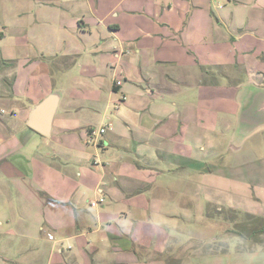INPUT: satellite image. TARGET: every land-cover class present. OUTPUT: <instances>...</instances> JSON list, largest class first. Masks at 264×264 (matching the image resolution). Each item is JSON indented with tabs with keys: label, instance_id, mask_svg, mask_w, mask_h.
I'll return each mask as SVG.
<instances>
[{
	"label": "crops",
	"instance_id": "1",
	"mask_svg": "<svg viewBox=\"0 0 264 264\" xmlns=\"http://www.w3.org/2000/svg\"><path fill=\"white\" fill-rule=\"evenodd\" d=\"M7 41L0 45V159L22 150L4 138L20 116L13 108L21 96L16 59L34 51L49 60L74 58L78 68L72 87L45 94L61 93L45 137L58 131L65 164L38 160L40 179L22 176L7 160L0 164L8 206L0 213V238L8 234L0 239V264H165L154 258L165 251L163 229L172 224L160 217L173 211L152 196L150 178L159 183L168 164L183 166L170 155L192 158L193 143H212L223 124L236 157L264 161V127L241 143L234 135L242 92L264 89V0H0V43ZM193 87L196 105L176 100ZM35 104L26 106V123ZM91 113L100 115L99 128L108 126L104 139L98 133L94 141ZM195 121L203 133L191 131ZM79 138L94 150L82 143L73 149ZM215 157L223 159L221 152ZM197 172L208 214L228 209L222 216L237 226L264 220V181L208 166ZM240 236L242 246L263 254L264 232ZM217 237L209 246L221 248L207 249L210 255L229 245L230 237Z\"/></svg>",
	"mask_w": 264,
	"mask_h": 264
},
{
	"label": "rangeland",
	"instance_id": "2",
	"mask_svg": "<svg viewBox=\"0 0 264 264\" xmlns=\"http://www.w3.org/2000/svg\"><path fill=\"white\" fill-rule=\"evenodd\" d=\"M213 5L215 9L225 8L223 4L214 3ZM7 43H10V41L0 43V45ZM23 54V57L16 59L15 66L12 69L13 76L15 74V89L21 94L18 99L19 101L16 102L18 105L14 104L13 108L15 109L16 107V112L20 116L12 118L13 120L10 121V124L15 127V130H12L8 136H4V138L9 137L8 139L10 141L15 139L17 144L22 146V150L12 156H7L5 160L11 165L18 167L22 176L40 179V173L33 169L35 165L40 164L38 160L48 166L63 163L61 162V158L63 157L58 153L61 150L59 143L62 141L59 140L57 130L53 137H45V135L28 127L25 121L28 110L26 106L30 108L34 103H38L42 97L44 98L48 94V88H54L55 90L64 88L66 90L72 87V79L77 74L74 69L78 68V65L74 61V58L49 60L47 57H43L34 51L29 53L23 52ZM44 67H47L46 72L49 71V74L45 72ZM179 96V99L177 97L176 100L182 102V104L193 102L196 105L198 103L196 87L191 88L188 94L182 93ZM2 107L6 109L4 105L0 104V109ZM112 109L114 113V107ZM202 112L205 114V110H202ZM2 114L8 116L10 113L7 109ZM80 120L83 121L81 117ZM89 121L92 122L96 130L99 129L101 122L100 115L91 113ZM108 123L109 121L104 124L106 125ZM198 125L201 124L195 121L191 125V131L203 133V131L199 130L200 127ZM223 126V124L218 126L219 132L216 134L217 139L215 141L213 140L212 143L211 139L208 142L203 139V142L196 141L193 143L191 147L192 158H179L177 155H170L169 158L172 161L181 163L183 166L168 164L169 171L164 177L162 176L158 179L159 183H154L153 179L150 178L151 190L155 192L152 196L154 195L157 198L158 203H162L161 205L167 206L173 211L172 217H160L170 219L172 225L170 227L167 224V228L163 229L165 230L164 239L167 240L166 249L154 259L163 260L165 264H264V252L263 254L252 252L255 249L251 251L248 244L242 246L241 239H237L243 233L247 234L245 232L247 228L244 225L237 226V222L231 224L224 215L222 216V214H225L227 217L230 216L227 213L229 211L228 209L217 211L215 208L211 214H208L210 205L200 201L205 196L204 191H202L199 185L202 176L198 175L197 171L207 166L216 172L222 171L228 176L240 177L244 180L251 181H264V161H252V158L246 156V154L244 157H236V151L239 148L236 149V147L232 146L234 137L232 138L231 134L227 133ZM107 128L108 126L106 125L105 129L107 130ZM82 130L83 132L86 131L85 128ZM80 131L78 130L76 133L80 134ZM109 134L111 133L108 130L107 133L102 134L100 137L104 139ZM211 136L213 135L211 134ZM206 142L207 144H204ZM81 143L87 149L94 150L92 141L85 142L82 138L73 142L72 148L75 149L81 146ZM250 143L251 140H248L243 148H246ZM199 144L206 145V148H200ZM210 146H214L213 149H210ZM212 151L214 152L213 154H211ZM215 152H221L223 159H220V157L216 158ZM72 155L70 157L75 158ZM64 159L62 160L64 161ZM5 160L0 159V164ZM47 170L49 171L50 169ZM46 175H44L45 181L48 180ZM171 175L173 178H171ZM181 176L188 177L189 179L186 180L184 178L181 181ZM170 187L174 190L173 192L170 190ZM0 189H2L0 190V213L4 214L8 210L6 196L4 194L7 190ZM163 190L165 191L164 193ZM239 202L244 207H248V204L243 199ZM7 236L8 234L4 233L0 239H6ZM217 236L220 239L221 237H230L228 238L229 245L226 244L225 247L223 246V251H217L213 255H210L207 249L211 247L212 249L221 248L217 245L209 246L210 241L208 240ZM235 238L236 240L234 242H230L231 239ZM150 258L153 260V257L150 256Z\"/></svg>",
	"mask_w": 264,
	"mask_h": 264
},
{
	"label": "water",
	"instance_id": "3",
	"mask_svg": "<svg viewBox=\"0 0 264 264\" xmlns=\"http://www.w3.org/2000/svg\"><path fill=\"white\" fill-rule=\"evenodd\" d=\"M247 87L241 95V108L238 113V126L235 131V140L241 143L253 132L264 127V89ZM250 92V93H249ZM61 93L53 91L35 104L29 113L28 126L34 130L50 136L52 123L60 103Z\"/></svg>",
	"mask_w": 264,
	"mask_h": 264
},
{
	"label": "trees",
	"instance_id": "4",
	"mask_svg": "<svg viewBox=\"0 0 264 264\" xmlns=\"http://www.w3.org/2000/svg\"><path fill=\"white\" fill-rule=\"evenodd\" d=\"M240 225H243V224H240ZM245 227L247 228V230H245L247 234L245 233L243 234L247 235L246 237L254 236L260 231L261 233H263L264 232V220L259 219L257 221H254L252 224L246 225Z\"/></svg>",
	"mask_w": 264,
	"mask_h": 264
},
{
	"label": "built area",
	"instance_id": "5",
	"mask_svg": "<svg viewBox=\"0 0 264 264\" xmlns=\"http://www.w3.org/2000/svg\"><path fill=\"white\" fill-rule=\"evenodd\" d=\"M105 132V128L104 127H101L99 128V130H92L91 131V134L94 136V141H98V133L102 134ZM101 201H103V199H101Z\"/></svg>",
	"mask_w": 264,
	"mask_h": 264
}]
</instances>
